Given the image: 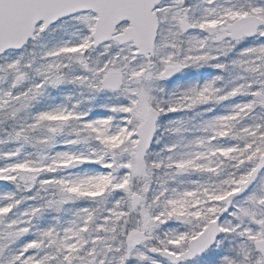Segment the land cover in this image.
Listing matches in <instances>:
<instances>
[{
  "label": "snow or ice",
  "instance_id": "obj_1",
  "mask_svg": "<svg viewBox=\"0 0 264 264\" xmlns=\"http://www.w3.org/2000/svg\"><path fill=\"white\" fill-rule=\"evenodd\" d=\"M0 264H264V0H0Z\"/></svg>",
  "mask_w": 264,
  "mask_h": 264
}]
</instances>
